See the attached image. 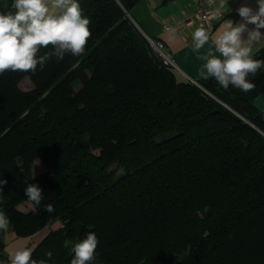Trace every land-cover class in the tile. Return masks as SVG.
<instances>
[{"label": "trees", "instance_id": "obj_1", "mask_svg": "<svg viewBox=\"0 0 264 264\" xmlns=\"http://www.w3.org/2000/svg\"><path fill=\"white\" fill-rule=\"evenodd\" d=\"M78 2L92 33L82 55L0 75L9 229L50 228L32 251L36 261L52 252L49 264H70L89 232L92 264H264V68L246 94L201 79L210 97L162 63L129 16L139 0ZM12 3L0 0V12ZM36 158L47 169L34 177ZM30 183L43 199L24 211Z\"/></svg>", "mask_w": 264, "mask_h": 264}, {"label": "clouds", "instance_id": "obj_2", "mask_svg": "<svg viewBox=\"0 0 264 264\" xmlns=\"http://www.w3.org/2000/svg\"><path fill=\"white\" fill-rule=\"evenodd\" d=\"M256 3V9L246 4L237 8L241 22L226 20L223 30L203 53L201 49L210 42L209 31L198 27L192 34L193 50L204 62L200 75L206 80L214 79L225 90L231 85L245 94L254 91L255 84L249 77H255L264 68V60L255 59L253 52L256 45L264 43V33L260 31L264 29V0ZM224 7L222 0L214 15L219 17ZM11 8L0 12V75L9 70L35 73L37 66L43 70L52 57L62 60L66 53L73 56L84 53L92 35L91 21L78 0H13ZM49 46L52 50L41 55V50ZM6 184V180L0 179V193ZM25 195L34 206H39L43 199L42 189L35 183L27 184ZM45 209L48 213L55 212L51 204ZM10 226V218L0 210V231L6 232ZM98 243L95 232L87 233L72 247L74 256L70 264H92ZM32 251L18 249L0 264H49L52 259V252H48L47 260H33Z\"/></svg>", "mask_w": 264, "mask_h": 264}, {"label": "crops", "instance_id": "obj_3", "mask_svg": "<svg viewBox=\"0 0 264 264\" xmlns=\"http://www.w3.org/2000/svg\"><path fill=\"white\" fill-rule=\"evenodd\" d=\"M199 0H139V2L129 12V16L137 27L147 37L161 41L175 63L182 72L176 70L178 76L186 79V75L197 80L203 79L200 75L203 61L198 59V54L193 50L192 34L196 28L201 27L200 23L195 21V13ZM215 8L218 9L222 0H214ZM225 7L221 9L222 18L218 19L214 31L209 32L210 42L206 44L201 53L205 52L216 35L223 30L226 20L235 23L241 22V17L236 9L242 4H246L256 9V0H223ZM254 27L249 25V28ZM264 33V29L260 30ZM246 36V34H245ZM264 48V43L256 45L253 48L254 54ZM218 55V54H217ZM186 74V75H185ZM260 106L264 110V97L261 98ZM21 209V208H20ZM23 210V209H21ZM25 211V210H24ZM57 222L52 228L59 225ZM50 228H45L33 235H18L14 230L9 229L3 235L0 241V255L8 260L9 256L18 249L35 247L46 237Z\"/></svg>", "mask_w": 264, "mask_h": 264}, {"label": "built area", "instance_id": "obj_4", "mask_svg": "<svg viewBox=\"0 0 264 264\" xmlns=\"http://www.w3.org/2000/svg\"><path fill=\"white\" fill-rule=\"evenodd\" d=\"M214 2H215L214 0H199L196 13L194 16L195 21L199 22L201 27H204L209 32L215 30L216 22L221 17V15L219 17L214 15L215 11L217 10L215 8ZM151 42L155 45V48L157 49L159 56L163 58V62L166 66L182 72V70L173 60L166 46L161 41L152 40ZM186 77L189 80L191 79L193 82L197 83L190 76L186 75ZM205 91L209 94L207 90ZM0 261H7V259L0 257Z\"/></svg>", "mask_w": 264, "mask_h": 264}, {"label": "rangeland", "instance_id": "obj_5", "mask_svg": "<svg viewBox=\"0 0 264 264\" xmlns=\"http://www.w3.org/2000/svg\"><path fill=\"white\" fill-rule=\"evenodd\" d=\"M222 14H221V17L220 18H222ZM219 18V19H220ZM217 23H218V21L216 22V26H217ZM216 28V27H215ZM146 39H147V41L149 42V44L154 48V50H155V52L157 53V55H159L158 54V52H157V49L155 48V45L151 42L152 40L150 39V38H148L147 36H146ZM161 58V60H162V63L164 64V62H163V58L162 57H160ZM165 65V64H164ZM170 68V67H169ZM172 69V68H171ZM174 70V69H173ZM175 72H176V70H175ZM179 79H182L180 76H177ZM192 78V77H191ZM194 81H196L197 83H195V82H193L191 79L189 80L187 77H186V79H183V80H185V81H187V82H189L190 84H191V86H194V87H197V88H201L203 91H205V90H207L203 85H202V83H201V80H197V79H195V78H192ZM19 87L23 90V91H25V92H27V91H31L33 88H34V84H33V82H32V80L30 79V77H25L20 83H19ZM205 89V90H204ZM206 92V91H205ZM207 93V92H206ZM214 96V94H211V93H209V96L211 97V96ZM216 97V99L218 98L217 96H215ZM264 97V95H259L258 97H257V99H256V103H257V105L259 106V107H261L260 106V101H261V98H263ZM219 99V98H218ZM219 101H221L220 99H219ZM221 103H223L222 101H221ZM225 105H227V104H225ZM228 106V105H227ZM229 107V106H228ZM229 109L231 110V111H234V110H232V108H230L229 107ZM263 109V108H262ZM46 166H45V164H44V162L40 159V158H36L35 160H34V162H33V167H32V175L34 176V177H37V176H39V175H41L42 173H45L46 172ZM19 208H21V209H23V210H25V211H34V210H36L37 209V206H34L33 204H31L30 202H28L27 200H25L23 203H21L20 205H19ZM58 225H59V227L61 226V223H58ZM55 228H58V226L57 227H55Z\"/></svg>", "mask_w": 264, "mask_h": 264}, {"label": "water", "instance_id": "obj_6", "mask_svg": "<svg viewBox=\"0 0 264 264\" xmlns=\"http://www.w3.org/2000/svg\"><path fill=\"white\" fill-rule=\"evenodd\" d=\"M141 31V30H140ZM142 32V31H141ZM143 33V32H142ZM145 35V34H144ZM146 36V35H145Z\"/></svg>", "mask_w": 264, "mask_h": 264}, {"label": "bare ground", "instance_id": "obj_7", "mask_svg": "<svg viewBox=\"0 0 264 264\" xmlns=\"http://www.w3.org/2000/svg\"><path fill=\"white\" fill-rule=\"evenodd\" d=\"M149 38V37H148ZM151 39V38H150ZM153 40V39H152Z\"/></svg>", "mask_w": 264, "mask_h": 264}]
</instances>
